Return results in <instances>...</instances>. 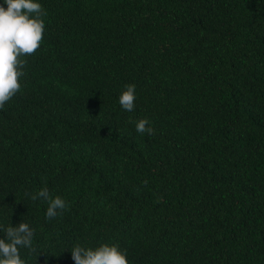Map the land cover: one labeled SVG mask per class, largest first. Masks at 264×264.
<instances>
[{
  "label": "trees",
  "instance_id": "1",
  "mask_svg": "<svg viewBox=\"0 0 264 264\" xmlns=\"http://www.w3.org/2000/svg\"><path fill=\"white\" fill-rule=\"evenodd\" d=\"M34 2L41 46L0 109V226L35 230L26 264L102 244L129 264H264V0ZM45 188L66 203L50 220Z\"/></svg>",
  "mask_w": 264,
  "mask_h": 264
},
{
  "label": "clouds",
  "instance_id": "2",
  "mask_svg": "<svg viewBox=\"0 0 264 264\" xmlns=\"http://www.w3.org/2000/svg\"><path fill=\"white\" fill-rule=\"evenodd\" d=\"M4 3L7 9L0 6V109L22 89L19 81L25 75L26 57L41 46L45 31L42 17L46 15L42 5L34 0H4ZM136 98L135 85H125L119 96L120 106L131 112ZM149 124L147 119L139 120L136 132L154 135L155 130ZM38 198L50 200L46 211L48 220L57 216V210L66 208L65 201L59 196L51 199L46 188L31 196L33 201ZM0 230L6 234V239H0V264H26L20 249L35 251V230L24 222L15 227L0 226ZM71 258L74 264H129L126 251L120 250L118 245L102 244L95 249L76 245L71 249Z\"/></svg>",
  "mask_w": 264,
  "mask_h": 264
}]
</instances>
